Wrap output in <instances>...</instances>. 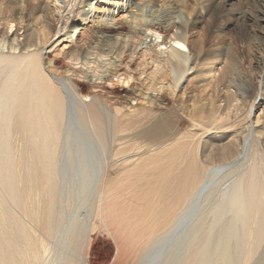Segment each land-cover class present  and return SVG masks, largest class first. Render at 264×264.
Returning a JSON list of instances; mask_svg holds the SVG:
<instances>
[{"label": "bare ground", "instance_id": "bare-ground-1", "mask_svg": "<svg viewBox=\"0 0 264 264\" xmlns=\"http://www.w3.org/2000/svg\"><path fill=\"white\" fill-rule=\"evenodd\" d=\"M113 1L0 0V264H93L98 234L115 246L98 264H248L264 0Z\"/></svg>", "mask_w": 264, "mask_h": 264}, {"label": "rangeland", "instance_id": "rangeland-1", "mask_svg": "<svg viewBox=\"0 0 264 264\" xmlns=\"http://www.w3.org/2000/svg\"><path fill=\"white\" fill-rule=\"evenodd\" d=\"M113 1V0H112ZM189 1V0H187ZM122 2H120L119 0H114L113 2H110L109 4H105L108 9H111L112 6L114 5H118ZM189 3L191 4V2L189 1ZM193 7H190V10L192 9ZM196 14V8L193 10V12L191 13V20L194 18V15ZM209 15L210 14H206L202 17H205L203 19V22L197 24L196 26H190V25H193L194 23H185V25H187V30L189 31L188 34H192V38L194 39H198L201 35L200 33H202L204 31V25L205 24H209V25H212L214 26L215 24L212 22L211 24V21H210V18H209ZM219 20V19H218ZM231 26H236V23L235 24H231ZM227 30V26L226 28H224ZM229 29V28H228ZM253 32V31H252ZM219 33V34H218ZM214 35L213 36V39L216 40L215 38H219L221 35H224V32H215V34H212ZM229 40L230 41H233V38L229 37ZM235 41V40H234ZM253 45H252V44ZM237 44H239L237 42ZM248 44V46L246 47V45ZM250 44V45H249ZM245 45V56H247V59L248 61H250V73L253 74V77H257V75H259L261 73V68L263 66V62L260 63L259 65H257L255 63V60L256 58H263L264 57V47L262 45H259L258 43H256V41H249L247 42ZM251 46H253V48H251ZM259 66V67H258ZM261 67V68H260ZM253 71H252V69ZM262 76H264V71L263 73L261 74ZM193 83V84H192ZM189 86V89H195L194 85H195V80L192 82ZM132 84H137V81H134ZM198 89V88H196ZM195 89V90H196ZM201 93V92H200ZM25 133L24 132H21L20 134H18L16 136V140L18 142V144H20L21 146H24L26 145L28 142L25 141ZM16 175H18L20 178L23 177V174L18 172L16 173ZM27 183L31 184V183H34L36 184L37 188H38V192H39V197L41 198V200H46L45 196H44V192H43V189H42V184L40 182H36L35 180H29ZM13 210V207L11 208ZM25 212V211H24ZM27 213L25 212V215ZM29 220H32L31 217L29 216L28 217ZM36 222V221H35ZM35 233L39 236V237H42L46 243L51 244V240H53V236H55V233L52 234V237L48 235V230L46 229H40V230H37L35 229ZM96 243L93 245L92 247V259H93V264H98V262L102 259H108L110 258L111 255H113L114 251H115V246L113 244V242L105 237L104 235H100L98 234V236L96 235ZM49 238H51V240H49ZM238 251V250H237ZM255 253L253 258L251 259V261L248 263V264H264V238L263 240L261 241V243L259 244L257 250H254ZM238 253V252H237ZM238 264L241 263L240 260L237 261Z\"/></svg>", "mask_w": 264, "mask_h": 264}]
</instances>
